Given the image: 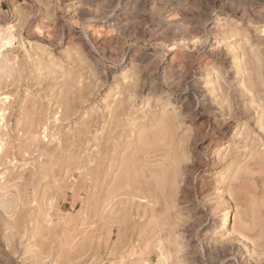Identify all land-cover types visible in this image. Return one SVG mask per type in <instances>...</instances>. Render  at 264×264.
Instances as JSON below:
<instances>
[{"label": "rangeland", "instance_id": "obj_1", "mask_svg": "<svg viewBox=\"0 0 264 264\" xmlns=\"http://www.w3.org/2000/svg\"><path fill=\"white\" fill-rule=\"evenodd\" d=\"M0 264H264V0H0Z\"/></svg>", "mask_w": 264, "mask_h": 264}, {"label": "bare ground", "instance_id": "obj_2", "mask_svg": "<svg viewBox=\"0 0 264 264\" xmlns=\"http://www.w3.org/2000/svg\"><path fill=\"white\" fill-rule=\"evenodd\" d=\"M207 82H213L215 80V75L214 73L210 74V77H208L207 79H205Z\"/></svg>", "mask_w": 264, "mask_h": 264}]
</instances>
